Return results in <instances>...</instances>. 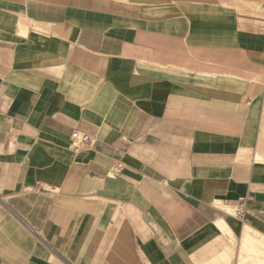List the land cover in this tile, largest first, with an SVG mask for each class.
<instances>
[{
  "label": "crops",
  "instance_id": "crops-1",
  "mask_svg": "<svg viewBox=\"0 0 264 264\" xmlns=\"http://www.w3.org/2000/svg\"><path fill=\"white\" fill-rule=\"evenodd\" d=\"M0 264H264V0H0Z\"/></svg>",
  "mask_w": 264,
  "mask_h": 264
},
{
  "label": "built area",
  "instance_id": "built-area-1",
  "mask_svg": "<svg viewBox=\"0 0 264 264\" xmlns=\"http://www.w3.org/2000/svg\"><path fill=\"white\" fill-rule=\"evenodd\" d=\"M71 141L75 150L87 147L90 143L89 136L82 134L78 130H74L72 132ZM234 213L238 216H241V210H234Z\"/></svg>",
  "mask_w": 264,
  "mask_h": 264
}]
</instances>
